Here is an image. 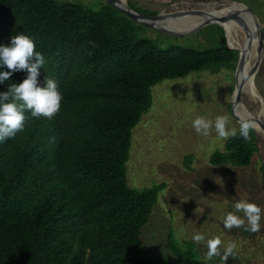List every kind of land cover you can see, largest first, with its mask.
<instances>
[{"label": "trees", "instance_id": "obj_1", "mask_svg": "<svg viewBox=\"0 0 264 264\" xmlns=\"http://www.w3.org/2000/svg\"><path fill=\"white\" fill-rule=\"evenodd\" d=\"M148 29L106 2L94 10L62 0H0V46L28 35L45 60L38 83L55 79L63 97L52 119L26 110L23 130L0 141V264H209L172 232L174 261L146 249L142 229L166 187H130L127 162L153 87L203 70L235 72L239 54L220 26L221 42L205 49L163 48ZM26 77L14 72L0 92ZM250 137L239 128L210 164L249 167L258 155L254 129Z\"/></svg>", "mask_w": 264, "mask_h": 264}, {"label": "rangeland", "instance_id": "obj_2", "mask_svg": "<svg viewBox=\"0 0 264 264\" xmlns=\"http://www.w3.org/2000/svg\"><path fill=\"white\" fill-rule=\"evenodd\" d=\"M80 3L98 10L104 0H62ZM136 7L160 13L183 9L217 6L216 11L233 1L251 8L264 28V0H125ZM197 19V18H196ZM198 20V19H197ZM218 25H209L196 34L174 37L148 29L147 37L163 48L179 44L196 49L212 47L221 42ZM234 71L213 70L193 72L184 78L165 80L152 88L153 105L133 130L132 147L127 162V180L132 188L141 189L164 184L149 223L142 229L146 249L174 261L167 248L169 233L178 243L190 241L209 264H264V137L257 134L258 155L247 168L229 165L213 166L209 159L216 150H224L227 138L215 131L218 115L228 118L227 130L238 131L240 124L232 117ZM255 86L264 98V58L255 78ZM244 105L258 113L259 105L244 94ZM199 116L213 121L209 135L198 134L192 122ZM263 119V118H262ZM264 121V120H263ZM230 136V135H229ZM228 136V137H229ZM239 200L261 207V230H228L223 218L234 211ZM243 218V213H238ZM200 233L205 240L199 244L192 236ZM220 237V256L208 259L206 241ZM235 242L234 256L222 261L224 248Z\"/></svg>", "mask_w": 264, "mask_h": 264}, {"label": "clouds", "instance_id": "obj_3", "mask_svg": "<svg viewBox=\"0 0 264 264\" xmlns=\"http://www.w3.org/2000/svg\"><path fill=\"white\" fill-rule=\"evenodd\" d=\"M35 48V42L25 34L13 36L10 46H0V68L6 67L9 70L0 71V84L10 80L14 72H27V77L22 83H12L7 91L0 92V141L13 137L18 131L23 130L26 110H30L34 118L43 116L52 119L61 108L63 97L56 80L45 77L43 86L38 83L39 69L45 60L41 53L35 51ZM227 123L228 118L224 115H218L215 118V131L221 138L226 139L229 135H236L235 130L231 133L227 130ZM192 126L198 134L207 136L213 127V121L199 116L192 122ZM255 127L257 125L253 120L241 119L240 135L245 141L251 139L250 131ZM238 213H243V218ZM260 221L261 207L254 202L239 200L234 204V211L228 212L223 218V225L231 230L233 227H243L247 222L244 230L257 233L261 230ZM192 240L199 244L205 240V237L197 232L192 236ZM221 244L222 241L218 236L206 241L208 259L221 255ZM236 247L235 242H229L224 248L221 260L227 261L229 256H234Z\"/></svg>", "mask_w": 264, "mask_h": 264}, {"label": "water", "instance_id": "obj_4", "mask_svg": "<svg viewBox=\"0 0 264 264\" xmlns=\"http://www.w3.org/2000/svg\"><path fill=\"white\" fill-rule=\"evenodd\" d=\"M106 3L110 4L117 10H119L121 13H123L126 17H128L130 20L142 24L146 26L147 28L166 34L174 37H183L188 36L192 34H196L199 31H201L203 28L209 26V25H218L220 26L225 34L226 39V45L230 50L237 51L239 54L237 66L235 69L234 77H235V86L233 91L232 100L230 102L231 106V114L232 117L240 124L241 119H251L255 122V124L258 126L257 128L260 129L261 135L264 137V121L261 118L260 113H255V115L251 114L249 110L248 116L239 115L235 112V109L238 106H243V95L245 91V86L247 81L250 79L255 80L258 71L260 69L261 63L264 58V30L262 28V24L259 20V17L256 15V13L246 5L233 1L231 3L236 5H241L243 7V11L246 13H249L255 32L257 35L258 40V46H257V58L254 63L253 68L250 70L249 74L243 78L240 79V76L244 72V68L247 65V62L249 60V53L252 49V39L249 43V46L247 48H244L242 50H237L229 45L228 37L226 33V29L224 26V23L228 21H236L244 31L248 32L249 28L246 24V21L241 16V11H233L230 13H226L222 16H216L213 15L211 12H208L202 8H195V9H183V10H176V11H169V12H160L156 15H146L143 13L138 12L134 8H132L128 2L125 0H104ZM228 3V2H226ZM186 16H205V19H203L201 22H199L194 27L188 28V29H173L166 25V22L170 20L175 19H181ZM250 37V35H249ZM261 98V105H264V98L262 95H260ZM256 127L254 128L256 135L258 134V129Z\"/></svg>", "mask_w": 264, "mask_h": 264}, {"label": "bare ground", "instance_id": "obj_5", "mask_svg": "<svg viewBox=\"0 0 264 264\" xmlns=\"http://www.w3.org/2000/svg\"><path fill=\"white\" fill-rule=\"evenodd\" d=\"M228 4L226 7L220 8L218 11H216L217 6H206L204 10L211 12L213 15L216 16H222L226 13H230L233 11H241V16L244 18L246 21V24L249 28L248 32L244 31L243 28L236 22V21H228L224 23L227 37H228V42L229 45L237 50H242L244 48H247L249 46V43L251 42L250 39H252V49L251 52L249 53V60L247 62V65L244 68L243 74L240 76V79L247 76L250 72V70L253 68L254 63L257 58V46H258V40H257V35L255 32V28L252 22V19L249 15V13H246L243 11V7L241 5H236L233 3H226ZM203 9V8H202ZM198 20H197V19ZM203 19H205V16H186L181 19H175V20H170L166 22V25L173 28V29H188L191 27H194L197 25L199 22H201ZM250 35V37H249ZM244 94H248L253 102H257L259 105L258 112L261 115L262 120H264V105H261V98L259 96V92L257 91V88L255 86V80L250 79L247 81L246 86H245V91ZM244 97V95H243ZM244 104V101H243ZM235 112L238 113L239 115H244L248 116V111L247 108H245V105L243 106H238L235 109ZM255 115L254 113H251ZM258 127V126H257ZM256 127V128H257ZM258 129V128H257ZM258 135H261L260 129H258Z\"/></svg>", "mask_w": 264, "mask_h": 264}]
</instances>
